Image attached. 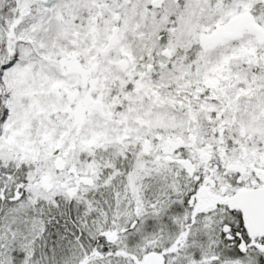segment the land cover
Masks as SVG:
<instances>
[{
	"label": "snow or ice",
	"instance_id": "1",
	"mask_svg": "<svg viewBox=\"0 0 264 264\" xmlns=\"http://www.w3.org/2000/svg\"><path fill=\"white\" fill-rule=\"evenodd\" d=\"M0 264H264V0H0Z\"/></svg>",
	"mask_w": 264,
	"mask_h": 264
}]
</instances>
